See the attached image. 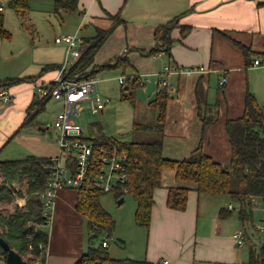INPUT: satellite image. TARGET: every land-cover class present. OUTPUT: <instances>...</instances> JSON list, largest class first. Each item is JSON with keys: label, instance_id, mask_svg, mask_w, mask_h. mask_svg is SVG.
Wrapping results in <instances>:
<instances>
[{"label": "crops", "instance_id": "0c3cea01", "mask_svg": "<svg viewBox=\"0 0 264 264\" xmlns=\"http://www.w3.org/2000/svg\"><path fill=\"white\" fill-rule=\"evenodd\" d=\"M11 1L15 0L8 4ZM26 1L23 14L7 6L0 15L1 28L8 34L0 38V85L13 96L0 106V161L59 153L56 132L38 117L54 100L41 107L35 85H50L67 59L66 46L54 42L61 34L92 41L105 31L93 57L95 86L98 68L105 64L107 69L123 65L121 74L114 70L106 77L117 78L118 84L121 76L141 79L132 126L135 121L154 123L156 113L149 103L160 88H166L163 156L167 159L183 160L202 141L208 156L227 164L231 148L226 122L242 117L247 93L264 111V71L252 66L255 58L264 56V0H79L77 11L60 15L54 12L56 0ZM175 19L169 50L163 51L156 46V34ZM167 65L203 66L207 73L164 74ZM222 76L227 82L220 87ZM11 80L17 81L10 84ZM100 135L104 134L97 130ZM172 187L191 189L184 211L167 207ZM19 199L16 207L25 205L23 197ZM154 200L148 229L129 219L115 230L107 247L112 258L152 264H255L256 256L259 261L260 243L255 237L263 212L258 207L252 208L250 222L242 227L238 207L226 196L199 194L190 183L178 181L171 169L163 170ZM76 202L75 189L57 193L50 224L44 228L48 241L43 264H75L87 251V222L77 212ZM223 209L226 217H221ZM238 230L247 236L241 247L233 237Z\"/></svg>", "mask_w": 264, "mask_h": 264}, {"label": "trees", "instance_id": "16d2710c", "mask_svg": "<svg viewBox=\"0 0 264 264\" xmlns=\"http://www.w3.org/2000/svg\"><path fill=\"white\" fill-rule=\"evenodd\" d=\"M78 1L56 0L54 12L60 15L77 11ZM8 6L17 13L23 14L27 10V1H11ZM176 20L169 22L166 28L156 34L159 42L156 46L163 51L169 50L170 30L174 27ZM103 33L105 31L100 30L92 41L82 39V42L87 45L86 56L77 66V72L93 75V57L106 36L105 34L103 37ZM7 35L1 28L0 17V38ZM242 51L246 53L247 50L242 47ZM117 62H120L119 59ZM107 67L109 64L99 67L98 71ZM42 71L44 72L45 69ZM16 81L11 80L10 84ZM141 82V79L137 77L126 78L124 86H121V100L129 101L133 108L136 106L135 91ZM1 88H5L4 85H0ZM168 99L166 88H160L154 100L149 103L156 113L154 123L142 124L136 121L133 123L132 131L154 133L156 136L152 141H121L105 135L92 139L97 145L112 146L127 154L125 165L127 181L123 187H126L128 191L124 193L121 190L122 187H119L114 193L115 198L120 200L124 195L130 194L136 204L135 224L148 229L155 202L154 193L161 186L162 172L165 169H171L175 171V178L178 181L190 183L199 194L226 196L238 207V218L242 227H245L252 218L251 197H264V111L262 107L252 94L247 93L242 117L226 122V132L231 148V156L227 164L218 163L208 156L203 150L202 141L188 157L177 161L163 156V128ZM205 123L208 122L205 121ZM48 162L49 158L33 156L0 161V173L6 182L0 185V203L13 202L20 197H25L26 200L24 209L16 208L13 213L0 214V228H3L0 239L5 240L20 255L27 252L28 247L31 246L33 258L27 261L35 264H43L44 256L40 261H36L35 257L40 254L39 245L46 246L48 241L47 233L33 225L44 222L39 194L44 190L50 175V170L47 168ZM96 165L95 162L85 182L77 190L76 210L87 222L88 249L75 264H152L146 260L112 258L107 248L102 247V240L104 238L109 240L112 237L114 221L100 203V197L106 193L95 187ZM24 181L27 184L25 192L12 185V183L23 184ZM190 190L188 187L169 188L167 207L184 211ZM227 215L225 209L221 210V217ZM0 255L4 258L6 256L1 246ZM258 259L259 261L256 256L255 264H262L261 248H259Z\"/></svg>", "mask_w": 264, "mask_h": 264}, {"label": "built area", "instance_id": "2783aa9c", "mask_svg": "<svg viewBox=\"0 0 264 264\" xmlns=\"http://www.w3.org/2000/svg\"><path fill=\"white\" fill-rule=\"evenodd\" d=\"M7 6L8 0H0V14L5 11ZM54 42L66 46L68 57L57 70L50 85H35V90L41 100L40 106L48 100H54L63 105V109L57 113L51 125V130L55 131L57 135L59 153L49 158L47 168L50 170V175L44 190L39 194L44 222L33 225L40 231H44V228L50 224L51 210L57 193L64 189L78 190L85 182L90 168L95 162L97 169L94 184L99 191L115 193L119 187H122L121 190L124 193L128 191L126 187H123L127 181L125 166L127 154L112 146L97 145L92 141L93 138L84 137L81 126L73 119V116L78 115V111L84 103L88 102L90 110L96 114L104 110L110 102L108 99L103 100L95 91L93 75L77 72V66L86 56L87 45L82 42V39L72 35H59L55 37ZM252 66L259 67L264 71V56L255 58L252 61ZM185 71L207 73V69L203 66L177 68L167 65L163 68L164 74L170 72L180 74ZM125 80L124 76L119 77L120 86H124ZM160 82L166 85L164 80ZM226 82L227 78L222 76L219 86L223 87ZM12 97L7 88H1L0 106L7 104ZM251 204V210L256 206L263 212V219L257 229L255 240L260 243L262 264H264V197H251ZM17 206L22 208L20 204ZM228 207L229 209L233 208L232 205ZM233 237L239 247L247 241L243 230H238ZM109 244L107 238L101 242L104 248H107ZM39 249L40 256H45L46 246L40 244ZM163 264H168V261H164Z\"/></svg>", "mask_w": 264, "mask_h": 264}, {"label": "rangeland", "instance_id": "374dc122", "mask_svg": "<svg viewBox=\"0 0 264 264\" xmlns=\"http://www.w3.org/2000/svg\"><path fill=\"white\" fill-rule=\"evenodd\" d=\"M123 69L124 68L120 66L112 69L105 68L96 74L95 90L103 100L108 99L110 102L106 105L102 113L98 112L96 114L90 110V104L88 102L81 105L78 115L73 116V119L81 126L84 137L95 138L98 130L106 137H111L121 141H152L153 138L151 137L154 136L150 137L142 131H132V105L129 101L121 100V87L117 82V78H106L107 76L111 77L113 75L111 72L114 70H117L119 74H121ZM60 110H62V105L57 104L54 101L47 102L44 109L38 115L39 120L43 122L44 126L50 127L55 116ZM5 183V179L0 173V185ZM12 185L17 189H21L23 192H25L27 187L25 181L23 184L12 183ZM17 200L20 199L17 198L13 202L0 203V214L7 215L9 213H13L16 208H18V206L16 207V205H14ZM21 200L24 201L25 197ZM117 202L118 200L115 198L113 192L106 193L100 197L102 207L114 221V230L112 235L115 233L117 228H121V225L129 219L135 224V201L133 197L130 194H126L124 195L123 202L121 204H118ZM21 204L24 205V203ZM25 205L24 207L18 209H24ZM2 230L3 228H0V233ZM28 248L29 250L21 255L24 260L33 258V255L31 254V246ZM41 258L40 254L38 257H35L36 261H40ZM0 259L2 263L5 260V258L1 255Z\"/></svg>", "mask_w": 264, "mask_h": 264}, {"label": "water", "instance_id": "95a60500", "mask_svg": "<svg viewBox=\"0 0 264 264\" xmlns=\"http://www.w3.org/2000/svg\"><path fill=\"white\" fill-rule=\"evenodd\" d=\"M122 202L123 198L118 200V204H121ZM0 246L6 253L5 260L2 264H35L33 262L24 260L22 256L12 249L5 240L0 239Z\"/></svg>", "mask_w": 264, "mask_h": 264}]
</instances>
